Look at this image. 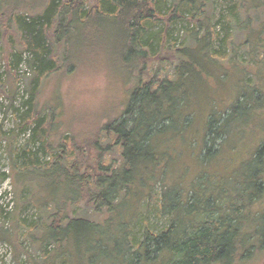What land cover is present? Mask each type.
Wrapping results in <instances>:
<instances>
[{
	"label": "trees",
	"instance_id": "obj_1",
	"mask_svg": "<svg viewBox=\"0 0 264 264\" xmlns=\"http://www.w3.org/2000/svg\"><path fill=\"white\" fill-rule=\"evenodd\" d=\"M208 1L43 0L28 9L14 0L0 3V41L6 44L0 57L10 72L22 62L28 66L33 75L28 105L39 84L62 70L59 47L65 49L78 26L90 29L104 20L121 38V64L135 84L123 113L79 144L67 136L51 142L34 104L23 113L18 109L19 129L29 137L21 147L8 141L12 179L0 178H9L14 188L15 215L8 229L0 227V241L13 248L15 262L21 263L22 241L37 246L41 264H233L264 250L263 146L250 156V172L241 179L199 170L195 180L185 181L187 168L171 174L176 164L171 166L165 152L177 139L189 158L209 166L234 119L251 116L260 99L256 90L252 96L243 91L254 66L233 64L241 48L233 37L245 34L246 46L256 20L257 32L264 33V0H229L214 24L206 13ZM178 25L186 28L180 42L174 37ZM254 45L249 61L259 48L263 52L262 41ZM166 63L168 73L153 69ZM225 65L242 68L237 82L243 89L235 105L220 112L212 108L197 133V118L183 110L191 78L201 70L221 80ZM155 186L164 190L159 199ZM150 201L168 222L154 232L144 225L138 238L135 223ZM28 204L37 211L34 221L19 217L18 209Z\"/></svg>",
	"mask_w": 264,
	"mask_h": 264
},
{
	"label": "rangeland",
	"instance_id": "obj_2",
	"mask_svg": "<svg viewBox=\"0 0 264 264\" xmlns=\"http://www.w3.org/2000/svg\"><path fill=\"white\" fill-rule=\"evenodd\" d=\"M0 1V3H4L6 0ZM42 1L14 0V3L28 9L40 5ZM228 5L229 0L208 1L206 13L213 24L217 23ZM40 10L39 8L36 12ZM185 29L178 25L174 30V37H177L178 42L185 35ZM252 31L253 33L249 36L250 43H247L246 46L243 44L245 34L239 33L233 37L234 45L241 47L237 51L233 64L249 63L254 66L249 68L251 75L247 74V77L252 79L248 83V88L243 89L237 82L244 72L242 68L232 69L231 65H225L222 70L227 69V72L221 80L217 79L215 74L211 75L200 70L197 78L195 76L191 78V81L194 82L187 93L191 96L188 97V105L183 109L195 115L198 120L197 133H201L202 124L212 108L219 112L224 111L231 105H235L236 97L241 89L249 96H252L256 90L260 99L255 102L257 105L251 112V116L244 117L242 115L241 118L234 119L235 121L229 128V137L221 147V151L219 150L220 153H217L218 157L207 167L198 164L194 158H189L188 148H182L177 139H174V142L171 141V146L165 150L166 156L173 160L171 166L176 164L173 169L171 168V174L177 173L185 167L187 168L183 179L185 181L195 180L199 170H206L210 175H214V178L215 176L217 178L230 176L233 179H241L244 175L249 174L250 156L255 154L260 146L264 147V59H262L264 58V33L257 32V20L253 22ZM115 36V30L109 20L96 22L90 29H81L78 26L77 31L70 36L69 43L65 44V49L64 45H61L57 51V64L61 68L63 67L62 70L49 75L39 84L37 93L29 105L27 101L30 98L29 91L32 87V73L23 62L16 71L10 72L5 68L7 65L1 55L0 81L3 85L0 86V178H2V174H5L6 177L12 179L6 152V149L12 146H9L8 141L15 147H21L29 137V132H25L22 130L23 128L19 129L21 121L16 120L18 109L23 108L21 112L23 113L34 104L33 109L36 115L43 118L47 129L50 128L48 134L51 142L67 136L72 143L76 142L77 144L92 138L102 125L111 119L118 118L123 113L135 84L132 79L127 77L121 64V38L119 35ZM261 41L263 52L261 53L262 50L260 51L259 48L251 56L254 62L249 61L247 57L249 50L256 46L255 42L259 44ZM1 45L5 47V39L2 44L0 41V50ZM168 64H161L162 66L155 64L153 69L157 67L155 71L163 75L164 72L168 73L169 71ZM142 80H146L145 75L142 76ZM184 88L186 89L185 84ZM221 137L224 139L225 136ZM33 150L35 147L31 148V151ZM180 152V157H178ZM173 178L174 176L171 175L170 180L166 183H170ZM163 192L164 190L158 186L153 188L156 199L161 198ZM152 202H149L148 210L140 211L141 217H138L135 223L133 235L138 238L143 235L141 228H144V225L154 232L162 230L168 222L153 212ZM14 206L13 184L9 178H6L0 182V227L7 229L10 227L11 216L15 215ZM262 206H264V200ZM23 207L18 209L20 219L28 222L37 219V211L31 204ZM51 249V247L48 248L49 251ZM26 253L29 255L28 260L25 256ZM14 254L13 248L0 241V264H18L14 261ZM22 254L20 264H41L37 246L22 241ZM75 261L73 260L74 263ZM233 264H264V250L252 252Z\"/></svg>",
	"mask_w": 264,
	"mask_h": 264
}]
</instances>
